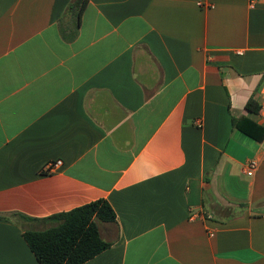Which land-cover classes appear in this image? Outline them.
I'll use <instances>...</instances> for the list:
<instances>
[{"label":"crops","instance_id":"obj_1","mask_svg":"<svg viewBox=\"0 0 264 264\" xmlns=\"http://www.w3.org/2000/svg\"><path fill=\"white\" fill-rule=\"evenodd\" d=\"M74 2L0 0V264L99 200L84 264H264V0Z\"/></svg>","mask_w":264,"mask_h":264},{"label":"trees","instance_id":"obj_2","mask_svg":"<svg viewBox=\"0 0 264 264\" xmlns=\"http://www.w3.org/2000/svg\"><path fill=\"white\" fill-rule=\"evenodd\" d=\"M85 4L86 0H75L70 7L75 13V30L78 29ZM246 108L257 111L251 100ZM15 216L25 219L20 215ZM3 218L7 219L0 216V219ZM43 221L50 223V227L23 233L24 240L38 263L84 264L110 247L111 244L100 237L99 224L115 223V214L106 201L99 200Z\"/></svg>","mask_w":264,"mask_h":264},{"label":"built area","instance_id":"obj_3","mask_svg":"<svg viewBox=\"0 0 264 264\" xmlns=\"http://www.w3.org/2000/svg\"><path fill=\"white\" fill-rule=\"evenodd\" d=\"M260 98H261V102H260V108H259V115L261 117H263V120H264V83H263V85L261 86V89H260ZM262 144L264 145V139H263ZM261 162L264 163V156H263ZM261 162H257V161H254V160L248 162L246 164V166H245V168H246V175L247 176H252L253 172L260 165ZM60 164H61V162H56L54 164V166H58Z\"/></svg>","mask_w":264,"mask_h":264}]
</instances>
